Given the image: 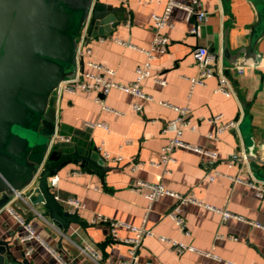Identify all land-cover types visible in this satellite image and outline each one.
<instances>
[{"label":"crops","instance_id":"1","mask_svg":"<svg viewBox=\"0 0 264 264\" xmlns=\"http://www.w3.org/2000/svg\"><path fill=\"white\" fill-rule=\"evenodd\" d=\"M98 1L126 10L116 13L120 24L109 33L100 34L95 29L89 34L88 30L79 47L78 69L89 71L90 61L98 62L115 71L118 83L131 84L137 68L147 60L144 50L152 46L153 15L163 12L167 0ZM179 1L193 4L194 0ZM197 1L195 12H208L207 19L200 23L199 35L189 32L198 22L196 13L181 8L172 11L169 24L163 29L170 40L168 50L154 57L151 73L142 82L144 93L151 99L119 88H112L107 94L59 89L57 131L69 139L63 143L81 153L92 148L94 158L111 169L89 173L80 164L71 163L58 173V185L52 190L63 209L77 214L80 220L71 223L66 231L47 215L42 204L32 206L19 197L11 199L14 201L7 205L38 235L28 239V230L7 205L0 210V240L8 241L16 259L14 264H121L129 259L125 240L134 237L135 231L120 227L114 237L108 222L96 220L98 215L152 229L153 234L145 236L139 248L140 264H264V196L233 179L237 175L247 179L252 174L264 181V168L257 173L252 161L232 158L236 153L260 155L257 145L264 136V78L257 69L264 72V41L258 47V52L263 53L258 67H229L234 95L226 96L216 90V76L205 79L204 84H193L192 78L198 74L194 50L213 45L221 53L228 41L235 54L247 45L248 26L255 19L246 0ZM225 67L228 65L219 63L223 73ZM134 103L142 106L141 111L132 108ZM173 105L188 107L192 113L194 130H186L183 140L216 151L217 160L178 147L173 152L175 161L167 169L151 164L160 159L162 148L174 135V127L168 123L179 113ZM219 113L223 114V122L240 119V126L212 139L208 133L215 125L210 118ZM97 123L104 126L91 125ZM103 151L121 156L122 161L106 159ZM214 171L221 175L209 180L208 175ZM138 180L192 194L199 201L181 207L186 232L166 215L177 199L165 195L150 203L146 196L149 187L132 190ZM68 198L79 200L82 206L71 205ZM222 211L231 216L224 219ZM162 237L195 249L178 254ZM9 261L6 259V263Z\"/></svg>","mask_w":264,"mask_h":264},{"label":"water","instance_id":"2","mask_svg":"<svg viewBox=\"0 0 264 264\" xmlns=\"http://www.w3.org/2000/svg\"><path fill=\"white\" fill-rule=\"evenodd\" d=\"M246 1L255 13L247 45L235 54L228 41L221 53L213 45L209 48L216 67L220 62L228 65L227 76L231 66L258 67L263 59L258 47L264 41V0ZM122 10L126 8L98 0H0V210L21 195L27 205L42 204L65 231L80 221L77 214L63 209L50 177L71 163L89 173L111 167L100 164L92 148L81 153L63 143L67 141L57 131L56 96L62 82L76 74L86 21L89 34L95 29L107 34L120 24L116 13ZM257 72L264 78L261 69ZM257 148L260 155L247 153L246 159L258 173L264 168V136ZM14 261L8 241L0 240V264Z\"/></svg>","mask_w":264,"mask_h":264},{"label":"built area","instance_id":"3","mask_svg":"<svg viewBox=\"0 0 264 264\" xmlns=\"http://www.w3.org/2000/svg\"><path fill=\"white\" fill-rule=\"evenodd\" d=\"M194 5H198L197 0H194L193 4H185L179 0H167L163 12L153 15V20H154L153 28H154L155 35H154V39L152 42V46L150 49L144 50L147 56V60L143 66H140L137 68L136 79L131 84L125 85V84L118 83L114 79L115 71L113 69L101 63L90 61L89 64L92 68L91 70L80 71L77 68L75 76L72 78H66L62 82L60 88L64 87L66 90L70 92H74V93L77 91H85V92L99 91L103 94H107L112 88H119L123 91L132 93L133 95L138 96L140 98L151 99L150 96L144 93L142 89V82L151 73V61L154 59V57H156L157 54L164 53L168 50L170 40L168 36L164 34L163 29L169 24L172 11L175 8H181L191 13H196L198 22L196 23L195 26H193L190 29L189 32L195 35H199L200 34V23L207 19L208 12L205 10L195 12ZM88 30H89V19L86 21V24L84 25V28L80 34L79 47L83 43L88 33ZM79 47L77 51V58H78V53H79ZM194 58L198 66V74L196 77L192 78L193 84H204L205 79L216 76L218 80V86L216 90L218 92L226 96H231L235 94V87H234L233 80L227 75H225L222 70H220L218 67L215 66L216 65L215 55L209 52L208 47L200 46L196 48V50H194ZM239 72H241V69H239ZM164 104H167V103H164ZM104 107L107 108L105 105ZM173 107L179 113V115L175 119L171 120L168 123V126L174 127V131H175L174 135L169 139L167 144L162 148L160 159L158 161H152L151 164L157 167L164 166L166 168V166L169 163H172L175 161L173 152L178 147H187V148L196 150L197 152L203 155L209 156L214 160H217L219 158V155L216 151L193 146L183 140V134L186 130H192V131L194 130V126L192 125V121H191L192 113L188 107H180V106H174V105ZM132 108L134 110L141 111L142 106L139 103H134L132 105ZM222 117H223V114L219 113V114L213 115L210 118V121L215 125V128L213 131L208 133L209 138L218 139L219 136L222 133H224L227 129H230V128L238 129L239 128L240 119L223 122L221 121ZM91 125L92 126L94 125L104 126L102 123L91 124ZM62 139L69 140L64 137H62ZM103 154H104V157L110 161H113L116 163H120L122 161L121 156H113L107 151H103ZM232 158L236 160H242V158H246V156L241 153H236L232 156ZM45 163H46V158L42 162V165L40 167L41 169L44 167ZM219 175H221V173H219L218 171H214L213 173H210L208 175V178L209 180H214ZM59 179L60 178L58 174H55L52 177H50V183H51L52 188L58 185ZM233 179L237 182H243V183L250 185L251 187L256 189L258 196L260 197L264 196V181L255 179L254 176H252V174L247 179H244L240 175H237ZM143 186H147L150 189V191L146 194L150 203L158 200L159 198L165 195H170L177 199V203L167 212L166 215L170 217L172 220H174L175 223L183 231L186 232L187 231L186 223H185V219L181 215V207L189 203H198L199 201L192 194L176 193L170 189H167L161 184L149 183L143 180H138L134 185H132V190L135 192H138ZM17 197L21 199L23 198L21 195H18ZM56 198L59 199L57 196ZM22 200H24V198ZM11 201H10V204L14 200L12 202ZM67 202L75 207L82 206L81 202L77 199L68 198ZM9 205H7L9 211H11L16 216L18 221L28 230V234L26 237L28 239H31V238H34L35 236H38L35 234L30 223L27 222L24 218H22L19 214H17L15 210L13 209V207ZM222 212H223L224 219H227L229 216H231V213H229L228 211H222ZM96 220L108 222L110 224V232L112 236L114 237H117V229L120 227H126V228H130L134 230L135 236L125 240V242L128 243L129 245V259L123 261L121 264H140L139 258H138L139 248L141 246L143 238L145 236H149L153 234L152 229H149L145 227L144 225L136 226V225L127 223L125 221L109 219L102 215H98L96 217ZM162 239L170 243L178 254H181L186 250L195 249L194 247L182 241H178L176 239H171V238H166V237H162ZM148 264H152V263L149 262Z\"/></svg>","mask_w":264,"mask_h":264}]
</instances>
